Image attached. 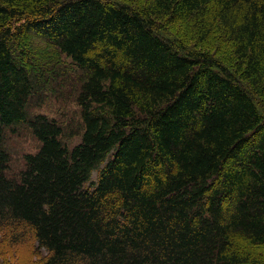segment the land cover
<instances>
[{"label":"trees","instance_id":"16d2710c","mask_svg":"<svg viewBox=\"0 0 264 264\" xmlns=\"http://www.w3.org/2000/svg\"><path fill=\"white\" fill-rule=\"evenodd\" d=\"M145 1L0 0V264H264V0ZM178 20L201 49L165 38ZM28 33L82 73L78 123L30 110ZM22 126L40 146L12 172Z\"/></svg>","mask_w":264,"mask_h":264},{"label":"rangeland","instance_id":"374dc122","mask_svg":"<svg viewBox=\"0 0 264 264\" xmlns=\"http://www.w3.org/2000/svg\"><path fill=\"white\" fill-rule=\"evenodd\" d=\"M131 3L135 8L140 9L145 6V0H123ZM161 22V21H160ZM18 22L14 23L17 26ZM159 29L165 38L176 43L180 47H187L188 50L201 49L198 42V34L189 21L178 20L175 23H161ZM215 32V31H214ZM212 34L210 41L206 42L210 53L216 58H221L223 61L231 65L232 52L231 46L226 41H219L215 32ZM221 36V35H220ZM17 55L32 68V71L38 76V80L42 84V89H39V100L35 102L30 110L32 112L40 111L50 117H55L62 123L74 122L78 123L80 116V107L76 97L80 92V73L78 67L56 47L40 37L37 33H28V35L17 37ZM205 45V43H204ZM205 47V46H204ZM228 58V59H227ZM258 105L264 111V105L259 102ZM73 123V125H74ZM81 129L78 126H73L70 139L71 142H78L81 137ZM6 148L10 152L11 162L10 168L12 172L22 168L24 163V155L38 150L39 141L33 134L24 126L18 127L15 132L9 133L6 136ZM97 173H93V178L96 179ZM21 264H33L29 252L22 248L19 255Z\"/></svg>","mask_w":264,"mask_h":264}]
</instances>
